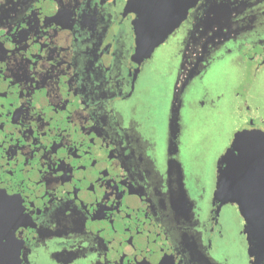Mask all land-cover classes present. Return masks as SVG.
<instances>
[{
	"label": "flooded vegetation",
	"instance_id": "af4514ba",
	"mask_svg": "<svg viewBox=\"0 0 264 264\" xmlns=\"http://www.w3.org/2000/svg\"><path fill=\"white\" fill-rule=\"evenodd\" d=\"M127 1L92 0L85 26L80 9L69 14L57 0L0 2V193L23 209L5 220L7 230L15 226L18 260L158 264L163 250L178 264L179 200L185 264H241L242 249L247 262L244 222L242 242L225 221V209L239 216L237 208L212 201L216 162L190 169L180 156L178 115L213 62L228 58L235 84L248 63L252 79L264 71V0L224 13V27L196 59L189 34L212 15L201 0L158 47L165 54L139 64ZM158 74L157 90L171 102L161 139L147 101Z\"/></svg>",
	"mask_w": 264,
	"mask_h": 264
},
{
	"label": "rangeland",
	"instance_id": "374dc122",
	"mask_svg": "<svg viewBox=\"0 0 264 264\" xmlns=\"http://www.w3.org/2000/svg\"><path fill=\"white\" fill-rule=\"evenodd\" d=\"M165 51V48H157L151 59L157 60V57L164 55ZM240 51L244 52V48ZM232 65L228 58L213 62L207 68L201 82L195 84L189 92V105L185 104L179 112L178 120L179 118L181 120L178 128L179 153L190 169H193L194 162L208 166L216 162L217 176L218 159L229 146L233 134L244 127V122L254 120L255 125L264 131V71L254 80L249 71L251 64L248 63L243 79L235 84L236 76L233 72L235 68ZM165 74L169 82L175 78L174 73L165 72ZM161 77L158 74L148 80L152 86L147 100L157 118L160 139L164 134L171 103L169 96L161 95L157 90ZM253 85L255 88H251ZM247 91L252 99L250 102L246 101L245 108L243 102L247 97L245 96ZM204 92L206 95H203ZM255 106L259 107L258 111H254ZM225 210L226 223L228 220L234 223L233 232L236 238L243 242L244 238L240 234L242 227L240 216L236 214L235 208L228 206ZM242 234L245 237L243 227ZM239 255L241 264H246L243 249L242 252L239 251Z\"/></svg>",
	"mask_w": 264,
	"mask_h": 264
},
{
	"label": "water",
	"instance_id": "95a60500",
	"mask_svg": "<svg viewBox=\"0 0 264 264\" xmlns=\"http://www.w3.org/2000/svg\"><path fill=\"white\" fill-rule=\"evenodd\" d=\"M201 0H197L200 2ZM191 0H128L126 10L135 14L133 21L135 34V50L132 61L141 63L149 59L154 51L179 27L185 19V8ZM196 4V5H197ZM193 5L188 11L195 8ZM188 13V12H187ZM155 20L151 30V36H145V21ZM254 120H250L247 128L253 133L252 150L249 156L239 164L229 166L226 150L217 162V176L212 201L219 206L234 205L244 222L243 233L247 244L248 256V225L243 217L251 215V209L258 206L259 202L264 205V173H261V153L264 150V131L255 127ZM238 134L236 131L231 139ZM230 145V144H229ZM227 149V148H226ZM251 173L249 183H244V178ZM239 201V203H238ZM254 222H256L254 220ZM5 231L8 230L5 227ZM249 257V256H248ZM3 264H20L14 245L5 249L2 257Z\"/></svg>",
	"mask_w": 264,
	"mask_h": 264
},
{
	"label": "snow or ice",
	"instance_id": "6c2138e0",
	"mask_svg": "<svg viewBox=\"0 0 264 264\" xmlns=\"http://www.w3.org/2000/svg\"><path fill=\"white\" fill-rule=\"evenodd\" d=\"M2 2V0H0ZM22 2L27 3V0H22ZM60 3L62 9H66L69 14H74L75 9H80L79 19L81 20V26L88 25L91 22V17L87 14L86 9L88 5L92 3V0H83V7L81 6V0H57ZM103 3L104 0H99ZM197 4V0H191V3L185 8V13L187 14L188 8ZM203 5H207V12L212 15L208 16L207 22L204 24L202 29H194L192 33L189 34L188 42L191 43L192 48L189 49L190 54H194L196 59H199L203 55V50L207 47L208 43L218 35V29L223 28L224 25L220 23L223 18V14L226 12H235L237 6L243 5V0H203ZM203 5H198L197 10ZM207 15V13H206ZM155 23V20L145 21V36H151V30ZM4 24L0 21V35H3ZM11 31V27H8ZM199 46L200 52H196V46ZM2 47V45H0ZM187 48V45H186ZM2 59V57H0ZM252 131L250 129H239L238 134L234 136L233 141L226 149V157L229 166H234L239 164L241 161L245 160L252 150ZM124 160L128 163H132L136 160L135 152L129 150L125 155ZM261 173H264V150L261 153ZM251 180V173L244 178V183L247 184ZM239 203V201H238ZM66 208H61L58 210L59 215H63ZM23 209L18 206H14L13 201L9 200L2 193H0V264H3L2 257L4 255L5 249L15 242V238L12 236L13 229L5 231V220L6 217L11 216L13 213L19 214ZM251 215H245L243 220L247 222L248 225V256L249 260L246 264H264V205L259 202L258 206H254L251 209ZM70 218V217H66ZM182 218H184V213L182 207L177 200L173 204V216L172 222L175 226L174 230L177 234V252L180 253L181 259L178 264H185L184 256L181 251V245L184 240V225L182 223ZM254 220L256 222H254ZM196 253L193 250L192 259L195 260ZM175 253L168 254L161 250V257L158 264H174Z\"/></svg>",
	"mask_w": 264,
	"mask_h": 264
},
{
	"label": "crops",
	"instance_id": "0c3cea01",
	"mask_svg": "<svg viewBox=\"0 0 264 264\" xmlns=\"http://www.w3.org/2000/svg\"><path fill=\"white\" fill-rule=\"evenodd\" d=\"M241 82V80H239L238 82H236V84H238V83H240ZM254 87V85L251 87V88H253ZM255 88V87H254ZM246 94L247 95H245V96H247L246 98H247V102H250V100L252 99V97H251V95H250V93L247 91L246 92ZM258 109H259V107L258 106H255L254 107V111H258Z\"/></svg>",
	"mask_w": 264,
	"mask_h": 264
}]
</instances>
